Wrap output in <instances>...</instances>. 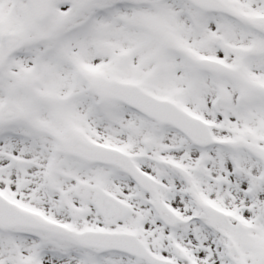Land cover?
Wrapping results in <instances>:
<instances>
[{"label": "snow or ice", "instance_id": "1", "mask_svg": "<svg viewBox=\"0 0 264 264\" xmlns=\"http://www.w3.org/2000/svg\"><path fill=\"white\" fill-rule=\"evenodd\" d=\"M0 264H264V0H0Z\"/></svg>", "mask_w": 264, "mask_h": 264}]
</instances>
